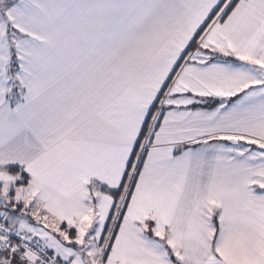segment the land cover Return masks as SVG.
Here are the masks:
<instances>
[{
  "label": "snow or ice",
  "instance_id": "6c2138e0",
  "mask_svg": "<svg viewBox=\"0 0 264 264\" xmlns=\"http://www.w3.org/2000/svg\"><path fill=\"white\" fill-rule=\"evenodd\" d=\"M0 264H264V0H0Z\"/></svg>",
  "mask_w": 264,
  "mask_h": 264
}]
</instances>
